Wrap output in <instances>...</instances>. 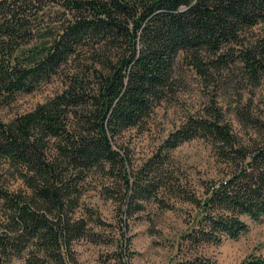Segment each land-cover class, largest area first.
Here are the masks:
<instances>
[{
    "label": "trees",
    "instance_id": "trees-1",
    "mask_svg": "<svg viewBox=\"0 0 264 264\" xmlns=\"http://www.w3.org/2000/svg\"><path fill=\"white\" fill-rule=\"evenodd\" d=\"M261 23L264 0H0V106L64 78L32 110L0 120V264H78L74 242L100 240L87 218L96 213H78L90 173L122 184L120 214L132 216L159 187L175 185L162 165L167 153L197 137L214 145L228 172L202 198L186 195L199 212L181 240L195 253L181 264H220L198 249L239 238L249 230L244 218L264 222V115L237 108L259 138L247 144L221 110L189 115L133 179L116 140L143 130L174 95L179 59L204 77L237 71L264 87V31L247 38ZM116 255L122 264L131 257L126 244Z\"/></svg>",
    "mask_w": 264,
    "mask_h": 264
},
{
    "label": "rangeland",
    "instance_id": "rangeland-1",
    "mask_svg": "<svg viewBox=\"0 0 264 264\" xmlns=\"http://www.w3.org/2000/svg\"><path fill=\"white\" fill-rule=\"evenodd\" d=\"M53 14L50 21L58 17ZM263 31L264 23H261L247 33V38ZM209 73L204 77L179 59L180 85L174 95L155 107L143 130L128 129L118 137L117 147L126 159L131 179L155 155L170 131L180 126L187 116H206L211 108L221 110L224 122L245 144L251 143L250 137L259 139L256 131L244 125L236 112L237 108H246L255 116H263L264 87L252 86L237 71H224L220 78H217L219 74ZM63 79L55 76L32 93L18 94L12 103L0 106V120L8 121L32 110L59 92ZM167 155L162 165L171 172L175 185L170 189L159 187L143 202V209L132 216L120 214L118 192L122 184L101 172L90 173L78 213L87 217V208L96 213L91 219L87 218L100 240L98 243L87 239L74 242L78 264H122L116 255L121 244H126L131 255L126 264H181L195 253L181 245L182 235L194 228L199 212L194 203L185 199L186 195L202 198L206 184L225 178L228 169L217 157L214 145L201 137L183 142ZM107 190L112 197H108ZM96 215L108 225H98ZM121 216L125 227L124 222H120ZM244 219L249 225L246 233L237 239L223 238L219 244L202 245L198 252L220 264H238L250 255L264 257V222Z\"/></svg>",
    "mask_w": 264,
    "mask_h": 264
}]
</instances>
